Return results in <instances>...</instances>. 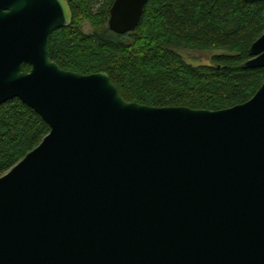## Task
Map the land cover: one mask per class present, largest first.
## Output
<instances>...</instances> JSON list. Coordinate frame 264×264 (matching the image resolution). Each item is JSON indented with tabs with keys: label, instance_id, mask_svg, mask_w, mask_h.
<instances>
[{
	"label": "water",
	"instance_id": "water-1",
	"mask_svg": "<svg viewBox=\"0 0 264 264\" xmlns=\"http://www.w3.org/2000/svg\"><path fill=\"white\" fill-rule=\"evenodd\" d=\"M148 1L114 0L109 31ZM71 22L67 0H0V105L49 127L0 177V264H264V83L219 111L127 103L51 60ZM248 53L264 67V33Z\"/></svg>",
	"mask_w": 264,
	"mask_h": 264
},
{
	"label": "trees",
	"instance_id": "trees-1",
	"mask_svg": "<svg viewBox=\"0 0 264 264\" xmlns=\"http://www.w3.org/2000/svg\"><path fill=\"white\" fill-rule=\"evenodd\" d=\"M113 1L67 0L71 25L49 41L51 60L61 69L105 72L125 102L155 108L228 109L249 101L264 83V67L241 68L264 33V2L149 0L136 30L116 35L107 25ZM84 24L94 32L83 33ZM178 50L214 54L208 64L193 65ZM48 133L18 99L0 105V177Z\"/></svg>",
	"mask_w": 264,
	"mask_h": 264
},
{
	"label": "rangeland",
	"instance_id": "rangeland-1",
	"mask_svg": "<svg viewBox=\"0 0 264 264\" xmlns=\"http://www.w3.org/2000/svg\"><path fill=\"white\" fill-rule=\"evenodd\" d=\"M82 32L85 34H91L94 30L88 24L82 26ZM178 53L183 57V59L193 65L208 64L214 53L212 52H197V51H187L178 50Z\"/></svg>",
	"mask_w": 264,
	"mask_h": 264
}]
</instances>
